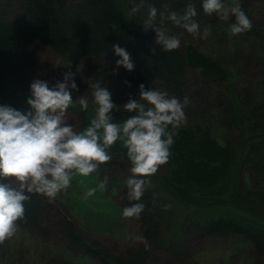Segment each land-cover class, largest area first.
<instances>
[{"label":"trees","instance_id":"1","mask_svg":"<svg viewBox=\"0 0 264 264\" xmlns=\"http://www.w3.org/2000/svg\"><path fill=\"white\" fill-rule=\"evenodd\" d=\"M185 1L199 8L196 19L201 27L219 25L221 19L215 14H206L200 0H148V4H155L162 11L165 8L183 11ZM253 1L242 3L253 22L252 30L243 33L264 39V22L256 20L250 12ZM148 4L142 13L146 14ZM7 6L17 8L12 21L5 17ZM131 6L130 0H0V104L28 109L30 90L20 84L26 78L20 54L36 39L64 61L71 60L74 68L84 62L94 64V81L106 83L114 103L119 106L113 110L116 121L128 115L123 105L131 98H138L141 83L146 88H158L181 98L187 95L191 102L196 101L195 110L189 106L185 109L191 119L175 134L171 155L165 163L167 173L158 169L152 174L142 197L146 206L136 219L148 246L142 241L138 249L116 256L82 233L71 217L42 193H32L31 199L25 202V218L17 222L18 227L49 236L52 230L42 228L41 222L48 221L51 214L56 215L69 252L86 254L98 264H158L159 260L152 258L156 249L171 252L169 264H185L189 243L210 235H238L264 255L263 100L252 90L235 89L234 70L216 57L199 51L188 42L193 35L171 22L167 25L171 32H183L181 40H185V48L163 51L155 43V31L143 29L142 14H130ZM233 21L234 17H230V22ZM116 42L130 52L132 71L119 66L121 74H118V68L113 65L118 59L112 49ZM15 59L21 64L18 77L8 72ZM204 81L216 86L214 97ZM123 84L133 90L127 97ZM69 110L77 114L80 128L94 114L91 104L88 112L78 105L70 106ZM214 115L218 127L236 128L241 133L243 142L238 151L230 141L215 135L207 123ZM109 151L112 159L105 166H99L98 176L80 175L81 181L90 187L92 180L98 185L107 176L113 187L124 184L117 194L125 207L132 203L127 199L126 187L131 164L121 142L113 144ZM242 165L249 171L247 181L242 175ZM110 167L112 170H108ZM171 203L184 206L185 214L179 220L180 226L169 231Z\"/></svg>","mask_w":264,"mask_h":264},{"label":"clouds","instance_id":"2","mask_svg":"<svg viewBox=\"0 0 264 264\" xmlns=\"http://www.w3.org/2000/svg\"><path fill=\"white\" fill-rule=\"evenodd\" d=\"M130 2V14H142L143 29L155 31V43L165 52L178 49L183 36V32H171L168 22L193 37L201 35L200 21L196 19L198 9L193 3H188L183 11L168 8L162 11L155 4H148V0ZM242 3L243 0H233L231 5L226 0H200L206 14H215L221 20L234 17L229 25L233 34L249 31L253 26ZM145 4H148L146 14L141 12ZM112 49L118 57L117 68L123 66L132 71L134 63L126 47L116 42ZM71 63V60L58 61L65 66ZM73 76L68 71L63 81L55 85L44 79L31 80L27 110L0 104V240L14 235L17 222L25 218V202L32 193L55 198L70 187L76 174L88 177L101 163L110 161L109 149L116 142L122 143L131 164L126 187L127 199L132 203L123 207L122 215L139 218L146 206L142 197L151 175L171 155L175 134L186 121L189 96L181 98L158 88H146L141 83L138 98H131L123 105L128 115L116 121L113 110L119 106L114 103L107 84L94 81L89 94L74 100L73 90L78 85ZM90 104L94 114L86 126L78 129L66 122L70 106L78 105L88 112ZM108 183L105 176L98 185L88 187L84 198L94 197ZM137 238L148 246L143 236Z\"/></svg>","mask_w":264,"mask_h":264},{"label":"rangeland","instance_id":"3","mask_svg":"<svg viewBox=\"0 0 264 264\" xmlns=\"http://www.w3.org/2000/svg\"><path fill=\"white\" fill-rule=\"evenodd\" d=\"M232 2L233 0H227L228 5H231ZM185 3L191 2L185 1ZM249 7L253 17L264 22V0H255L250 3ZM196 8L200 14L199 8L197 6ZM17 12L15 6H7L4 9L8 21L14 20ZM230 24V18L221 20L219 25L213 27L205 24L201 27V35L189 37L188 42H192L199 51L212 55L225 66L231 67L236 74L235 89L238 91L252 90L257 98L264 102V39L244 33L233 34L229 28ZM184 41L181 40L183 50L185 48ZM20 59L26 72V78L20 84L28 88L31 80L35 78L48 80L50 85H55L57 81H63L64 73L71 71L74 73L72 79L78 85V88L73 90V97L78 98L81 95L89 94L90 84L94 82L96 73L94 64L84 62L78 68L58 64L62 58L38 39L22 49ZM20 65V61L15 59L8 72L13 77H18ZM113 65L117 67L115 62ZM117 71L118 74H121L119 67ZM104 77L107 78V75ZM204 84L210 88V93L214 97L216 86L208 81H204ZM16 85L14 84V86ZM122 90L126 97L133 92L132 88L126 84L122 85ZM197 107L196 101L189 105L192 110ZM185 112V122H189L191 115L187 111ZM66 115L68 117L66 122L74 124L79 129L80 119L77 114L68 110ZM207 123L210 124L215 135L230 141L237 151L240 149L243 140L241 133L236 128L218 127L215 115ZM104 164L106 162L101 163L100 166L103 167ZM110 169L111 167L108 168V170ZM158 169L164 174L167 173L165 164L160 165ZM96 173L98 172L89 176L92 177ZM248 174L247 167L242 165V175L245 181H247ZM81 178L79 174H76L70 187L59 192L55 198H49V201L59 206L63 214L70 216L82 233L96 240L112 254L122 256L134 248L138 249L142 242L137 238L141 236L140 223L135 217L122 215L123 206L117 194L120 193L124 184H116L113 187L112 181H109L105 190H98L94 197L85 199L84 193L88 187L86 183H82ZM96 185V181L92 180L90 187ZM230 198L234 200L235 196L231 194ZM170 205V220L172 221L168 229L172 231L178 225L180 226L179 220L184 217L185 209L179 203ZM49 216L51 217L48 221L41 222L42 228L52 230L49 236H43L17 226L13 236L0 240V264H98L86 254H71L62 239L58 226L59 219L53 214ZM152 255L153 257H150L159 260L158 264H169V259L173 256L171 252H161L157 249ZM148 259L149 257L145 260L148 261ZM185 264H264V255L259 254L249 241L238 235H210L189 243Z\"/></svg>","mask_w":264,"mask_h":264}]
</instances>
